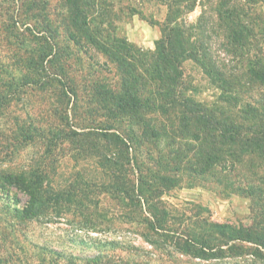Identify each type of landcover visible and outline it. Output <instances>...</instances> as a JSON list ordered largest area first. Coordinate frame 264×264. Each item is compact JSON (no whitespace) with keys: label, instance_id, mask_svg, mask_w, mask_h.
Segmentation results:
<instances>
[{"label":"rangeland","instance_id":"1","mask_svg":"<svg viewBox=\"0 0 264 264\" xmlns=\"http://www.w3.org/2000/svg\"><path fill=\"white\" fill-rule=\"evenodd\" d=\"M45 1L42 19L59 42L68 43V73L77 94L60 99L52 87L24 84L9 92L0 86V264H264L263 246L233 241L228 228L212 226H264V158L247 151L235 161L225 152L215 175L198 177L186 150L196 144L193 135L170 131L145 138L140 125L114 123L84 93L95 80L117 86L114 63L94 48L85 55L69 42L63 0ZM190 1L191 6L189 0H96L91 23L151 52L169 27L190 30L203 10L213 18L216 0ZM236 2L249 12L248 45L225 53L213 35L212 55L246 80L245 63H264V0ZM8 5L0 0V27L8 23ZM25 26L19 23V30ZM195 35L193 29L189 39ZM5 44L0 32V60L9 65ZM201 64L183 61L192 99L222 107L246 103L264 113V82L246 80L239 88L234 80L221 91ZM105 127L120 139L106 137ZM20 174L34 183V193L10 183ZM248 181L256 187L250 192ZM189 247L204 253L185 251ZM218 251L222 256H209Z\"/></svg>","mask_w":264,"mask_h":264},{"label":"trees","instance_id":"2","mask_svg":"<svg viewBox=\"0 0 264 264\" xmlns=\"http://www.w3.org/2000/svg\"><path fill=\"white\" fill-rule=\"evenodd\" d=\"M5 1L9 4L8 9L6 7L8 23L2 24L0 32L5 35V46H9L10 54L9 65L0 60V86L9 92L18 90L24 84L41 90L52 87L60 99L66 98L67 93L76 95L74 78L68 73L70 66L67 62L71 54L67 49L68 43L59 42L56 32L50 28V22L42 19L47 8L46 1ZM62 2V6L67 9L64 29L69 42L85 55L88 54L89 47L94 48L111 59L116 67L120 77L117 86L101 82L103 77V80L99 79L101 81H93L90 89L86 88L84 91L114 123L127 121L135 126L140 125L145 138L154 139L170 131L178 137L193 135L196 144L186 147V150L190 153L191 164L195 166L194 174L198 177L215 175V165L224 161L225 152L235 161L238 160V152L247 151L264 158V113H260L256 105L249 106L246 103L239 107H222L195 101L186 94V81L182 72L183 61L189 57L202 63L204 71L221 91L235 84L234 80L239 88L247 81L264 82V63L260 60L245 63L246 81L241 76L236 78L234 73L226 69L222 58L215 59L212 55L213 35L216 39L221 38L220 49L225 53L242 52L248 45V38L252 35L247 22L249 12L237 4L236 0H216L212 6L213 18L203 10L205 15H200L190 30L179 26L169 27L151 52L134 47L126 39L109 35L110 32L105 27L92 26L95 16L91 9L97 3L96 0ZM190 3L189 0V6ZM31 20L32 24L29 22ZM19 23L26 25L24 29L19 30ZM192 28L198 33V38L195 35L194 39H189L192 37ZM3 75L5 80L1 78ZM72 82L73 85L70 86ZM111 128L113 127H105L106 133L103 134L120 139L119 132H108ZM130 133L135 136L136 129H132ZM21 175L10 177V183L34 193V183H25ZM249 183L248 181L250 192L256 187ZM239 186L237 190L242 189ZM212 226L217 230L228 228L233 233L230 238L233 241L253 242L264 247L263 225L241 229L216 223ZM186 250L196 255L204 253L199 247H189ZM209 256L222 255L218 251L215 254L209 253Z\"/></svg>","mask_w":264,"mask_h":264},{"label":"built area","instance_id":"3","mask_svg":"<svg viewBox=\"0 0 264 264\" xmlns=\"http://www.w3.org/2000/svg\"><path fill=\"white\" fill-rule=\"evenodd\" d=\"M94 234H97V233H94Z\"/></svg>","mask_w":264,"mask_h":264}]
</instances>
